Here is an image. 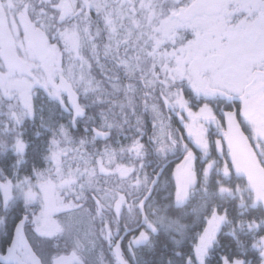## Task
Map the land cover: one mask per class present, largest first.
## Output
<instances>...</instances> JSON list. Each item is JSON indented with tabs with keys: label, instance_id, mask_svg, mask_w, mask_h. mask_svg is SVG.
I'll return each mask as SVG.
<instances>
[{
	"label": "snow or ice",
	"instance_id": "6c2138e0",
	"mask_svg": "<svg viewBox=\"0 0 264 264\" xmlns=\"http://www.w3.org/2000/svg\"><path fill=\"white\" fill-rule=\"evenodd\" d=\"M0 264H264V0H0Z\"/></svg>",
	"mask_w": 264,
	"mask_h": 264
}]
</instances>
